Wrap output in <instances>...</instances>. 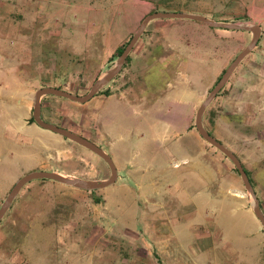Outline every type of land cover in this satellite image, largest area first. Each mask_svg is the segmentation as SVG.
I'll return each instance as SVG.
<instances>
[{
    "label": "crops",
    "instance_id": "obj_1",
    "mask_svg": "<svg viewBox=\"0 0 264 264\" xmlns=\"http://www.w3.org/2000/svg\"><path fill=\"white\" fill-rule=\"evenodd\" d=\"M124 4L121 1V5ZM126 5L134 8L136 16L127 22L120 34H115L110 27L108 15L112 12L111 7H103L99 11L105 15L99 27L103 33L101 44L94 38L97 33L93 27V30L81 33L73 34L74 31H71L77 21L75 17L70 18L69 11H76L73 13L75 16L77 13L92 14L95 11L93 6L81 5L79 10L73 7H60L57 10L51 6L48 9L45 7L44 16L47 19L43 28L50 32L51 38L58 37L59 40L54 43V51L43 50V56L37 60L31 55L32 48L28 40L7 36L8 27L15 26L9 23L8 18L0 24L1 191L9 189L17 179L31 171H54L69 176L77 173L75 167L65 170L58 168V165L70 160L83 162L81 145L30 121L35 92L51 86L79 94L82 88H68L72 79L98 78L106 70L105 65L113 57L116 48L122 46L137 26L140 14L148 13L150 8L146 1H128ZM2 8L4 12L12 14L7 7ZM53 12L60 13L59 19L52 21ZM66 13L67 16L63 18ZM205 26L200 21L186 18L151 20L129 53V61L124 67L131 83H109V95L97 94L84 103L51 94L41 96V119L68 129L101 147L112 158L117 179L99 192L96 191L99 189L93 190L95 199L89 196L90 191L50 179H39L41 181L35 186L49 195L52 203L47 214L57 229L53 244L47 248L36 246L30 250L32 264H264V227L255 216L251 201L241 195L228 194V176L211 170L205 161L197 157L192 145L196 139L192 131L188 130L187 115L183 122H179V119L165 116L164 109L160 108L162 95L165 94L171 100H176V108L182 103L184 109L189 110L190 103L195 102V89L191 85L196 80V71L191 68L193 59L188 56V40L194 33L205 38L208 47H212L213 41L217 42L220 35L230 37L232 42V37L240 38L242 44L244 34H252L247 30L226 28L219 33V30L213 31L212 27ZM152 30L160 31L163 35L172 31L171 42H167L166 36L158 37L155 36L157 34L149 33ZM151 34L153 36H146ZM74 35L75 38L70 40L69 37ZM227 38L225 46L228 49ZM172 49L176 53L171 59L168 56L165 58L166 54L161 55V52ZM200 49L205 53L204 48ZM237 49L231 46L229 55L215 63L214 78L220 75ZM254 52L256 50L253 48L236 69L250 56L248 63L251 71H261V65L255 63L258 55H254ZM20 53L29 60L25 57L21 60L18 57ZM90 54L97 56L94 61L89 58ZM261 56L264 60V53ZM162 62L168 64L165 66L168 74L165 84L156 78L151 82L143 81V75L149 67ZM200 62L204 65L210 63L209 60ZM29 65L34 66V74L21 80L19 70ZM245 90H257L264 94V82L248 86ZM173 106L170 103L166 109H172ZM113 131L120 133L117 142L111 139ZM175 155L181 161L186 158L183 163L192 165L193 174H189L188 178L182 176L183 182L180 175L156 174L161 164ZM144 164L153 167L151 173L142 169ZM197 166L201 171L195 168ZM99 171L103 176L100 174L90 179H106L107 172ZM195 182L203 184L198 196L190 191ZM170 184H176L177 190L170 194L164 193ZM149 191H155L158 199L154 208L158 210L155 215L160 225L147 235L146 232L138 235L139 222L146 223L149 218V214L141 212L139 199L144 195L145 200H148L146 196ZM33 207V204H28L26 212H31ZM78 224L99 227V233L97 236L79 235L76 232ZM121 232L129 237L136 236L143 241L148 238L150 241H139L141 246L130 247L129 255L124 249H112L103 243L104 247L100 245L99 239H109ZM93 237L97 238L86 248L85 242H90ZM121 250H124L123 253ZM18 256V253H13L8 264H17Z\"/></svg>",
    "mask_w": 264,
    "mask_h": 264
},
{
    "label": "rangeland",
    "instance_id": "obj_2",
    "mask_svg": "<svg viewBox=\"0 0 264 264\" xmlns=\"http://www.w3.org/2000/svg\"><path fill=\"white\" fill-rule=\"evenodd\" d=\"M121 1H124L125 4L128 1L138 3H143L146 1L149 3L150 7L148 13L154 11H177L193 13L190 11H198L201 13L193 14L204 15L215 21L258 25L260 27L261 35L258 40V42H260L259 44L257 42L256 46L254 47L256 50L254 55H258V61H255V63L257 65H261V71H251V66L248 63L250 56H247L244 60L245 62L242 63V66H239L236 70H234L228 81L216 94V97L206 107L202 115V124L213 137L218 139L239 158L243 167L248 171L249 178L251 180L250 183L264 215V94L258 93L257 90H255L256 92H249L250 90H245L248 88V86L257 85L260 81L262 83L264 82V67H262L264 66V60L261 59V57H263L261 55L264 53V0H0V24L3 22V20L8 18L9 23H12L13 26H15H10V28L8 27L9 31L6 34L9 35L7 36H10V38L21 37L25 40H28V43L32 48L31 55L34 56L33 59L37 60L43 56V50L51 51L52 49V51H54V43L59 40L58 37L51 38V35H49L50 32H46L43 28V23L47 19H45L44 16L45 7L48 9L51 6L52 9L56 10L60 7H73L76 8V10H79L81 5H83V7L89 5L93 6L95 11L92 14L84 13V15H80L77 13L75 16L73 13L76 11H69L71 12L69 14L70 18L75 17L74 20L77 21V24H74L71 27L73 29L71 31H74L73 34H75L76 32L81 33L95 29L97 34L94 38L98 44H101L103 33L102 29L100 28L105 15L99 13V11H101L103 7H111L112 12L108 15V17L110 21V27L115 34H120L122 31H124L127 22L136 16L133 11L134 8H131L128 5L124 6L125 4L121 5ZM2 7H7L10 11H12V14L4 12ZM2 10L4 14L1 12ZM65 12L68 11L65 10ZM148 13L143 15L140 14L137 21V26L122 45H125L128 42L132 34L140 25L142 19ZM59 14V12L51 13L52 21H54L55 18L59 19ZM65 16H67V13L63 15V18H65ZM79 18H83V20ZM201 23L206 25L205 27H212L207 23ZM212 29L213 31L214 29L217 31L219 30V33H221L224 28L212 27ZM149 33L157 34L155 36L158 37L165 38L166 36L168 38V41H166L171 42L170 36L172 31H170V33L167 35H163V33L160 31L155 32L154 30L150 31ZM153 34L146 36L150 37L153 36ZM218 37L219 40L217 42L213 41L211 45L212 47L207 46V40L205 38H201L199 33H197V35L194 33L193 37L188 40V56L189 58L193 59L190 63V66L194 69V71H196V80L191 85V87L195 89V102L190 103L191 108L189 110H185L182 103L178 108H176V100H171V98H168V95L166 94L164 96L162 95L163 100L160 108L164 109L162 111L165 116L179 119V122H183L185 115H187L188 130L192 131L191 133H193L192 135H194L196 139L194 144H191L193 145V150H195L197 157L200 160L205 161V163L210 166L209 168L211 170L228 176V194L241 195L242 197L249 199L251 204H253V199L246 190L240 174L235 168L234 164L217 148L207 143L199 135L195 128V115L198 106L207 96L208 92L216 83L229 63L241 50L246 47L252 37V34H244L242 44L240 38L236 39V37H232V42L230 37H222V35ZM74 38L75 35L69 37L70 40ZM226 38L228 39V42H226L227 45L229 43L228 49L227 46H225ZM233 45L238 47L237 53H233L227 66L222 70L217 78H214L213 73L215 63L219 62L220 59L225 57V55H229L230 47ZM180 48L181 47H179V49ZM200 48H204L205 53L201 52ZM175 53L172 49L171 51L161 52V55L166 54L165 58L168 56L169 59H171L172 55ZM8 56H11V54H8ZM18 57L21 60H23L24 57L26 60H29L23 53H20ZM95 57H97L95 54L89 55V58H93V61L95 60ZM116 59L117 57H111L105 65L106 70H104L99 76L113 67ZM200 60H209L210 63L204 65V63H201ZM166 65H168L166 62H162L160 65L155 64L154 66L149 67L150 69H148L145 75H143V81L151 82L153 78H156L161 83H164L168 79V74L165 70ZM34 72V66L29 65L25 69L23 68L22 70H19V73L22 75L21 76L19 74V77L21 80H25V78L31 77ZM127 77L128 72L124 68H121L120 72L100 90H104L106 88L109 89V86H107L109 83L120 84L126 82L125 85H128L131 83V80L127 79ZM96 79L97 78H84L81 80L74 78L71 80L72 83L69 84L68 88L70 90L82 88V91L79 94H74L82 96L89 91L91 85ZM99 94L103 93L101 92ZM62 99L66 100L64 97H62ZM179 101L182 102V100ZM170 103H173L174 106L172 109L168 110L166 108ZM160 112L161 110H159V113ZM132 120L133 118L131 121ZM119 136L120 133L113 131L111 139L117 142L119 141ZM79 147L84 153V161L75 162L70 160L60 163L58 168L72 170L75 167L78 169V171L75 173V175H73V177L82 179L96 178L101 175L103 176L102 172L99 171L101 170L105 171V173L107 172L106 178H108L110 175V169L107 163L89 149L83 146ZM177 158V155H175L167 159L161 164V169L157 171L156 174L160 172L161 174L167 176L180 175L183 182L182 176H184L183 178H188L189 174H193V169L189 162L183 163L186 162V158L184 161L178 160ZM173 160L176 164L178 162L180 163L177 168L172 166L174 163ZM195 168L201 171L199 166ZM103 169H107V171ZM142 169H145V172L151 173L153 167L144 164ZM39 181L41 180L33 179L23 186L0 220V264H8V261L11 260L10 256L13 253H18L19 255L15 263L32 264V255L30 254V250L33 247L42 246V248H47L51 245V243L53 244V242L56 241L55 235L57 227L55 223L49 220V218L51 219V216L47 214V210L51 206L50 204L52 202L49 201L50 197L47 192L41 191L35 186ZM14 183L11 184L9 189L4 191L0 190V205ZM1 185L2 184L0 182V186ZM26 186L29 188H26ZM167 188L168 191H165L164 193L170 194L173 191L175 192L178 187L176 184H170V186ZM202 190L203 184L201 182H195L190 189L191 193L196 196L201 194ZM86 191H90L89 196L91 195L90 197L95 199L94 191ZM96 191L99 192L101 190L99 189ZM146 199L148 200H145L143 195L139 201L142 209L141 212L149 214V218L148 222L146 223L142 221L139 222L140 225L138 229V235L143 232H146L145 234L147 235L150 230H156V227L158 228L160 225L158 222H156L158 218L155 214L158 210H156L154 207L158 199L155 195V191H149V195L146 196ZM28 204H33L34 206L32 211L29 213L26 212V206H28ZM63 224L66 225L68 222H64ZM63 228L66 229L67 227ZM163 229L165 230L164 226ZM76 232L79 235L94 234V236H97L99 233V227H95L93 225L79 226L78 224L76 226ZM114 236L109 237V239H99V242L101 243L100 245L108 246L112 249H124L127 255H129L130 247L141 246L139 241H150L148 238H144L143 241L136 236L129 237L122 232ZM96 238L97 237H93L91 240H89L90 242H85V247L87 248V245L93 243ZM147 244H149V242ZM124 250H121V253H123ZM131 264H138V262H132Z\"/></svg>",
    "mask_w": 264,
    "mask_h": 264
},
{
    "label": "water",
    "instance_id": "obj_3",
    "mask_svg": "<svg viewBox=\"0 0 264 264\" xmlns=\"http://www.w3.org/2000/svg\"><path fill=\"white\" fill-rule=\"evenodd\" d=\"M174 19V18H186V19H193L200 22L207 23L212 27H221L226 29H239V30H247L252 33V37L246 47L241 50L235 58L229 63V65L225 68L219 79L213 85V87L208 92L207 96L203 99L200 105L197 108L196 115H195V128L199 135L210 145L217 148L220 152H222L230 161L234 164L235 168L238 170L240 177L245 185L246 190L249 192L253 199V212L257 219L260 221L262 226L264 227V215L261 211L259 201L254 193L253 187L250 183L249 177L240 162L239 158L230 151L225 145H223L218 139L213 137L203 126L202 124V115L208 106V104L216 97V94L221 90V88L225 85L228 81L236 67L239 65L241 60L249 54L252 49L256 46L260 35L261 29L258 25H246L241 23L235 22H225V21H215L212 20L204 15L200 14H193V13H185V12H177V11H154L148 13L141 21L140 25L137 27L135 32L132 34L128 42L123 48V51L117 57L116 62L113 67H111L108 71L104 74L99 76L95 82L91 85L89 91L82 96L74 95L68 91L57 87H43L38 89L35 92V99L34 105L32 109V117L34 122L37 123L40 127L50 130L54 133L60 134L67 139L89 149L93 153L97 154L101 157L109 166L110 175L108 178L103 180H91V179H82L78 177H73L69 175H64L54 171H46V170H38V171H31L29 173L24 174L21 176L12 186L8 194L6 195L5 199L3 200L2 204L0 205V220L10 207L13 199L19 193V191L25 186L29 181L33 179H50L57 181L62 184H66L75 188H80L84 190H96L107 187L113 184L117 179V169L113 163L112 158L110 155L105 152L101 147L93 143L92 141L72 132L68 129L59 127L57 125L50 124L40 117V98L43 95L51 94L60 97H64L70 99L72 101L78 103H84L90 100L104 85L110 82L121 70L126 57L129 55L131 50L133 49L134 45L140 38L141 34L145 30L147 24L154 19Z\"/></svg>",
    "mask_w": 264,
    "mask_h": 264
},
{
    "label": "trees",
    "instance_id": "obj_4",
    "mask_svg": "<svg viewBox=\"0 0 264 264\" xmlns=\"http://www.w3.org/2000/svg\"><path fill=\"white\" fill-rule=\"evenodd\" d=\"M126 45V44H125ZM125 45H122V46H119V47H117L116 48V50H115V53H114V55H113V57L115 58V57H118L119 55H120V53L123 51V48H124V46ZM130 55V54H129ZM129 55L126 57V59H125V62H124V64H123V66H122V68H124L125 67V64L129 61ZM219 79V78H218ZM103 93V94H105V95H109L110 93H111V91L108 89V88H106V89H104V90H100V91H98L95 95H97V94H99V93ZM30 120H31V122H34V119H33V117L31 116V118H30ZM245 169V168H244ZM245 171H246V173H247V175H248V177H249V173H248V171L245 169ZM249 180H250V178H249ZM250 182H251V180H250ZM92 192H93V190H92ZM96 201H98L97 199H96Z\"/></svg>",
    "mask_w": 264,
    "mask_h": 264
},
{
    "label": "built area",
    "instance_id": "obj_5",
    "mask_svg": "<svg viewBox=\"0 0 264 264\" xmlns=\"http://www.w3.org/2000/svg\"><path fill=\"white\" fill-rule=\"evenodd\" d=\"M177 162V161H176ZM180 163L178 162L177 164L174 162L173 166H178Z\"/></svg>",
    "mask_w": 264,
    "mask_h": 264
}]
</instances>
